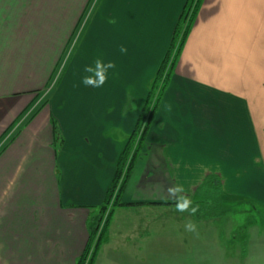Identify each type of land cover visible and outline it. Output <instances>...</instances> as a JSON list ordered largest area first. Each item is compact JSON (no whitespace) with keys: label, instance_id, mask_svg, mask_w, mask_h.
I'll return each mask as SVG.
<instances>
[{"label":"crops","instance_id":"crops-1","mask_svg":"<svg viewBox=\"0 0 264 264\" xmlns=\"http://www.w3.org/2000/svg\"><path fill=\"white\" fill-rule=\"evenodd\" d=\"M186 2L97 0L76 58L93 44L103 46L105 61L116 63L112 76L122 95L107 96L108 80L95 89L98 101L84 93L78 99L77 92L74 98L73 91L61 99L63 77L40 105L94 0H0V264H77L94 248L88 243L100 214L93 208L102 206L116 175L125 148L118 140L136 128ZM100 12L108 15L101 25ZM76 58L64 76L82 74V68L69 74L82 64ZM133 78H141V97L138 107L125 110V83ZM158 106L152 121L158 124L149 126L144 143L148 161L139 160L135 172V160L123 205L113 208L93 264H211L224 258L223 245L201 239L205 222L213 225L220 211L177 212L167 193L172 183L182 184L194 204L204 199L200 187L210 184L226 188L213 209L225 191L229 199L248 197L264 208V0H202ZM54 123L63 139L59 150ZM109 126L120 128L121 137L110 136ZM223 213L236 218V212ZM188 219L198 234L185 231ZM253 232L258 230L245 237ZM190 235L196 236L191 246L183 242Z\"/></svg>","mask_w":264,"mask_h":264},{"label":"rangeland","instance_id":"rangeland-1","mask_svg":"<svg viewBox=\"0 0 264 264\" xmlns=\"http://www.w3.org/2000/svg\"><path fill=\"white\" fill-rule=\"evenodd\" d=\"M98 10V5H97V0H94V3H92L91 8L87 11V13L85 14L80 27L76 30L75 35L73 36L69 46H67L62 59L60 60V65L57 68V71L55 73L54 76V81L50 84V86L47 88L45 95L43 96V99L40 103L44 104L46 100H49L50 98H52V94H54L53 92L57 89L58 84L61 82L62 78L63 79V83L66 84V92L63 90L62 94L60 95V98L63 99V97H65L66 99H69L72 97V91L74 93V98L76 95V92L78 93V99L81 97V94H85L88 95V97L90 98V96L93 97L94 100L98 101L97 99H101L100 95H96V88H92V87H85L83 84H81V78L86 75V73L83 71L84 66L91 64L94 59H96L97 57H100L102 59H104V55L106 56V51L105 48H103V46H98L95 47L96 45L99 44H93L92 46L87 48V51L85 52H80L77 55L76 58V52L80 46V44L82 43V39L84 38V36L87 33V29L88 26L90 25V23L93 21L94 15ZM102 16V17H101ZM107 16L108 15H104L100 12L97 21L98 24H102L105 23V20H107ZM88 42L84 43V48H86ZM105 44V43H104ZM113 45V44H112ZM105 47H108V45H106ZM110 47V46H109ZM111 51V49H110ZM179 52L176 54V50L173 52V56H176L175 59H177ZM76 58V61H81L82 64L79 67L77 64H75L70 73L71 74L75 69L79 70V68L81 69V75L80 76H75L73 77L66 74V76H64L65 72H67L68 66L71 64V61H73ZM73 59V60H72ZM105 60V59H104ZM176 62V60H175ZM73 63V62H72ZM129 75L126 74L124 76L125 81H127L130 77H128ZM137 76V75H134ZM81 77V78H79ZM117 76H112V71L109 73V87L107 90V96L109 98L112 97L113 94H118V96L122 95V91H123V86L122 85H118L115 80H116ZM140 79H136L133 78V81L135 80V82L130 81V82H126L125 83V92H124V102H126V107L125 110H132L133 108H135L136 106L138 107L139 102H138V98L140 99V94L138 93L137 87L138 89H140L141 87V83H140ZM170 81H171V77H170ZM169 81V82H170ZM121 81H119L120 83ZM133 82V83H132ZM153 82V81H152ZM62 84V83H61ZM127 84H129L127 86ZM170 84V83H169ZM168 84V86H169ZM106 85V84H105ZM104 85V87H105ZM73 86V89H72ZM152 85H149V89L147 92V97H146V105H143L141 107V117L143 114V121L140 122L141 125L139 127V131L135 134V137L132 139V141L130 142V138L132 137V135L134 133H129L127 132L124 136V140L123 139H119V142H123L125 143V148L126 146L130 143L129 147V153L128 155L132 156V154L134 153L135 147H137V145H139V140L140 137L143 136L142 141H144L141 144L140 147V151L137 152V158L139 157V159L137 160V163L139 165V167H136L135 172H139L140 166H141V162L139 160H146V163L148 161L146 155H142L143 153H147V150L144 149L145 147V141H146V136H147V132L145 133L146 130H148V127L145 129V123L148 121L149 118H147V116L149 114H151V110L153 109V107L155 106V103H158L163 99L164 95H165V91H163L164 93L162 94V84H160L157 89H153L151 90ZM167 86V87H168ZM63 87V86H62ZM116 87H118V91L116 92ZM104 92H105V88H104ZM97 96V99L94 97ZM75 100V99H73ZM72 100V101H73ZM158 105L156 110L158 109ZM138 109V108H137ZM110 113H114L115 112V107L109 106L108 108ZM122 113V112H121ZM124 114H121V116H123ZM146 117V118H145ZM117 119V118H116ZM116 119H112L110 121V123H114L116 121ZM141 121V120H140ZM153 119H151L150 121L147 122V126H150L151 124L155 125L158 124V122H152ZM152 122V123H151ZM137 125V124H136ZM109 131L108 134L110 136L113 137H117V135H119L121 137V133H120V128H117L116 126H109ZM144 131V132H143ZM134 132V131H133ZM61 133V132H60ZM142 133H144L142 135ZM142 135V136H141ZM61 137V135H60ZM144 139V140H143ZM62 138H59L56 142L54 147L56 148V150H59V148L62 146ZM145 163V164H146ZM134 165V164H133ZM60 173L61 171L57 168L56 169V175L58 177H60ZM143 175V172H142ZM148 175V174H147ZM61 178V177H60ZM146 179V178H145ZM141 183V182H139ZM143 183L140 184V186ZM140 186L138 188H140ZM223 190H226V188H223ZM226 194L223 192V197H225V199H221V201L219 202V204L215 203V206H219V209H213V203H210L208 205H206L205 207H203V209H200V214H205L208 213L209 215L215 213L217 214V211H220L221 213V217L220 219L214 220V224H208V221L206 220H202L199 219L198 222H205V226L204 228V235H201V239H203L204 242L206 243H216L219 242L221 245H223L221 247V252H219L218 250L213 249V251H210L212 253V256L214 255H218V252L220 255H223L224 258L221 256L220 259H217L216 261L212 262L211 264H264L263 260H260L257 256L260 257L259 254H261V252H259L260 250L264 251V234H260V230L263 229L264 230V226L262 227L261 225V216L264 215V208L261 204L255 202V201H250V199H248V197L243 198V199H229L228 197L224 196ZM211 207V208H210ZM99 206L94 207L93 209H95V213L94 215H98L100 214V210H99ZM115 208V207H114ZM113 202H111L107 208V210L105 211V213L102 216V220L101 224H100V230L101 233L105 230V228L107 227L108 223H109V219H110V212H113ZM175 210V209H174ZM223 212H229V213H235L236 218L234 219H227L226 218V214L228 213H223ZM237 214H238V218H237ZM264 221V220H263ZM232 225V228L229 225ZM177 229L180 228V226H176ZM261 228V229H260ZM252 229V231L254 230H258V232L255 234V232H253V235L250 236L247 234L245 237V232L248 233V231ZM100 233V235H101ZM98 234V231L96 233V236ZM212 234H216L217 236V240L215 239V237ZM195 237L194 235H190L186 240H184V243H187L189 246H191L194 241H195ZM175 241V239H174ZM250 243H252L251 246V250H249V245ZM223 247H225L226 250H223ZM190 250V249H189ZM188 252V251H187ZM247 252H252L253 256L252 258L249 257V254L247 255ZM258 253V254H257ZM256 254V255H254ZM195 253L192 255L194 256ZM89 259H87L86 262H88Z\"/></svg>","mask_w":264,"mask_h":264},{"label":"trees","instance_id":"trees-1","mask_svg":"<svg viewBox=\"0 0 264 264\" xmlns=\"http://www.w3.org/2000/svg\"><path fill=\"white\" fill-rule=\"evenodd\" d=\"M201 4H202V0H187L185 7L181 13V16L178 20V23L176 25V28L174 30V35H173V39H172V43L170 45V48H169L165 58L163 59L162 63L160 64V66L157 70V73L154 77L153 82L151 83V85H152L151 90L157 89V87L160 84H162V87H161V90L163 89L162 94L164 93L163 91L166 90L168 84L170 83L169 82L170 77L173 73V67H174L175 60H176L175 59L176 56H173V52L176 50V54H177L180 51L181 47L183 46L191 28H192L193 21L196 17V14H197ZM157 105H158V103H155V106L151 110V114H149L147 116V118H149L148 121L153 119ZM142 121H143V114H142V117L140 115L139 121L136 125L134 132H133L134 134L130 138V142L135 137V134L139 131L138 129L141 125L140 122H142ZM147 122L145 123V129L147 127L149 128V126H147L148 125ZM147 131L148 130H146L145 133ZM54 133H55V140L57 141L59 139V136H58L59 132L57 130V126L55 125V123H54ZM143 134L144 133H142V135ZM143 136L140 137L139 145H137V147H135V150H134V153L132 154V156L128 155L129 150H130L128 146L130 145V143L126 146V148H124V150H123V152L119 158V161H118V167H117L116 175H115L113 181L111 182V184L107 190L104 203L99 208V210L101 212L100 213V219L98 220L97 225L92 227V230L90 233V239H89L88 245L90 243H91V245L94 243L92 255L89 258V261L86 262L88 259V256H89V249L91 247L90 246L89 248H87L85 250L84 254L80 257L77 264H93L95 257L97 255L99 249H100V246L106 240L107 227L101 233V235H99L98 238L96 239V233H97L98 228L101 224L100 220H102V216L105 213V211L107 210V208L111 202H113V208L118 206V205H123V203L121 202V196L123 194L126 182L129 178V175H130L131 170L133 168V164L135 163V160L137 158V156H136L137 152L140 151L141 144L144 142V141H142ZM222 190H223L222 186L218 187V186H212L210 184H204L202 187H200V190H199V194L204 196L203 197L204 199L202 201L197 202L200 205L199 207L203 208L206 205L213 203V200L220 193H222ZM110 214L112 215V212H110ZM111 215L109 217H111Z\"/></svg>","mask_w":264,"mask_h":264},{"label":"clouds","instance_id":"clouds-1","mask_svg":"<svg viewBox=\"0 0 264 264\" xmlns=\"http://www.w3.org/2000/svg\"><path fill=\"white\" fill-rule=\"evenodd\" d=\"M120 52L126 53L127 48L120 46ZM116 68L114 61H105L97 57L91 64L85 65L83 71L86 73L81 78V84L85 87L102 88L109 79V73ZM168 196L174 201L175 210L179 213H188L189 216H195L199 211V204H194L188 190L179 182L172 183L167 188ZM184 229L190 233L197 232V224L191 219L186 220Z\"/></svg>","mask_w":264,"mask_h":264},{"label":"built area","instance_id":"built-area-1","mask_svg":"<svg viewBox=\"0 0 264 264\" xmlns=\"http://www.w3.org/2000/svg\"><path fill=\"white\" fill-rule=\"evenodd\" d=\"M100 227L101 226H99V228H98V234H97V236H96V239L98 238V236L100 235V233H101V231L99 232V230H100ZM92 252H93V248H92V250L90 251V253H89V256H88V259L91 257V255H92Z\"/></svg>","mask_w":264,"mask_h":264}]
</instances>
